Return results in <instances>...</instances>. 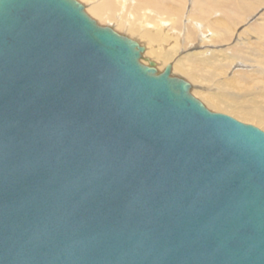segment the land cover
Returning <instances> with one entry per match:
<instances>
[{
	"label": "water",
	"instance_id": "water-1",
	"mask_svg": "<svg viewBox=\"0 0 264 264\" xmlns=\"http://www.w3.org/2000/svg\"><path fill=\"white\" fill-rule=\"evenodd\" d=\"M78 0H0V264H264V131Z\"/></svg>",
	"mask_w": 264,
	"mask_h": 264
},
{
	"label": "bare ground",
	"instance_id": "bare-ground-1",
	"mask_svg": "<svg viewBox=\"0 0 264 264\" xmlns=\"http://www.w3.org/2000/svg\"><path fill=\"white\" fill-rule=\"evenodd\" d=\"M94 1L95 3H93V0L90 2L89 0L87 1L93 4L89 5L88 3L89 6H87L86 8L87 11L86 13L92 15V17H94V20L99 25L109 26L116 32L125 35L132 40H135L140 46L143 47V50L140 53L139 62L143 65L153 66L154 68H156V73L162 72L167 65H171L170 73H169L170 76L183 78L184 75V77L186 76L190 80L192 78H190L189 75H193L194 73L191 71L192 74H190L187 71H190L191 68L195 72L197 71V68L200 69L204 64L205 65L209 63L215 64L214 62H221L222 60L233 61L231 65L232 67L235 65L236 68L230 70L232 74L233 73L236 74L235 73L236 71H241L240 73L246 72L245 69L242 68L240 69V67L246 64H244V62L242 61L243 58H241L240 54H238V51L240 52L242 49L238 48L237 46L244 45L247 42V40L239 41V42L234 41V43H232L231 37L233 36L231 37L229 36L230 23H232L233 19H235V17L237 16V14L234 11V6L236 5V3L225 5L226 3L224 4H221L220 2L211 3L209 0H200L195 5L196 8L195 11H192L191 9L192 7L188 9L189 11L187 12V15L185 17L186 18L185 21H187L186 23H183L182 26L179 24L181 26L179 28L178 23L175 27L176 23L174 22V24L172 23L171 27L168 28L169 23H167L168 22L167 20L171 19L172 16H177L178 12L180 14L183 12L181 6L175 9L174 6H171L173 4L170 5V1L163 2L162 0H133L135 3L133 4V6H131L130 4L132 3V0H94ZM112 1L115 3L112 4ZM258 2L262 3V0H258ZM137 3L140 4L137 5ZM124 8L126 9V11L123 12L122 9ZM217 11H219V15H218L219 18L216 17V19H212L215 18L212 16ZM255 11H257V9ZM113 16L117 17L115 21L113 20ZM140 16L143 18L142 20H144V22L141 20ZM254 17L255 16L251 14H245L242 20L243 21L242 24L245 23L248 24L249 23L248 20L253 19ZM139 19L141 20L140 21L141 25L144 26L145 24V27L147 26L146 28L143 27L144 28L143 31L138 30L139 27L138 28L136 26L134 27V24H136V22H138ZM174 19L175 18L171 19V21L173 22ZM197 21L202 22L205 28V30L199 32L198 37H197L198 34L197 29L194 26V24H196L197 26L200 25V23H198ZM193 22L195 23L193 24ZM252 25L253 26L251 27L245 25L243 29L241 27L242 30H239V32L241 31L246 33L252 31L257 35L264 32L263 21L256 22L255 24ZM237 32L238 31L236 30L233 34ZM252 32H249V34H251ZM209 35H211V37H209ZM254 36L256 37V35ZM237 38L235 39L237 40ZM243 39L244 37L242 38V40ZM190 49H192L191 52L189 51ZM185 50H188L190 53H186ZM182 51L183 52L185 51L186 55L183 54L180 55L179 53H181ZM207 52L213 54L212 56L215 55L217 56L215 57L202 56V54H205ZM199 55L202 57H199ZM220 56L221 58H218ZM189 66L191 68H189ZM216 67L223 69L222 63H220ZM192 80L194 81L195 79ZM233 82H235V80ZM189 92L192 95L193 94L199 95L200 98H202V101H204L212 109L216 108L219 105L215 99L208 98V97H212L215 94V93L213 94V91H208V90L202 91V89L199 91L196 88H193V86L192 87L190 86ZM243 116L245 118H249L250 114H246L243 112ZM257 120L260 126H264L263 116H260L259 119L257 118ZM262 128L263 127H261V129Z\"/></svg>",
	"mask_w": 264,
	"mask_h": 264
},
{
	"label": "rangeland",
	"instance_id": "rangeland-1",
	"mask_svg": "<svg viewBox=\"0 0 264 264\" xmlns=\"http://www.w3.org/2000/svg\"><path fill=\"white\" fill-rule=\"evenodd\" d=\"M78 1L83 4L85 12H87L86 11L87 6L95 3L94 0H93V3H89L92 0H89V2H87L88 0H83V1L78 0ZM162 1L163 2L170 1V5L173 4L171 6H174L175 9L179 8L180 6L183 9V12L181 14L178 12L177 16H172L171 19L175 18L173 20V22L171 21V19L167 20L168 21L167 23H169L168 28H170L172 23L174 24V22L176 23L175 27H176L177 23H178V25L180 24L181 26L183 25V23H186L187 21H185L186 20L185 17L187 15V12L189 11L188 9H190L192 7L191 8L192 11H195V9H196L195 5L200 0H162ZM209 1L211 3L212 2H220L221 4L226 3L225 5H229L231 3H233V4L236 3V5L234 6V11L237 14V16L235 17V19H233V22H232L233 24L230 23V32H229L230 35L229 34L228 35L230 37L233 36V37H231L232 43H234V41L239 42V41L247 40V42L244 45L237 46L238 48L242 49L240 52L238 51V54H240V57L243 58L242 61L244 62V64H246V65H243L242 67H240V69L241 68L245 69L246 72L240 73L241 71H236L235 72L236 74H234V73L232 74V72L230 70H232L233 68L234 69L236 68L235 65L233 67L231 65L233 61L222 60L221 62H214L215 64H213V63L212 64L209 63L207 65L204 64V65H202V67L200 69L197 68V71H195V72L189 66V68H191L190 71H187L189 69H187L186 71L189 72L190 74H192V72H193L194 74L189 75V76H190V78L195 79V80L194 81L192 79L189 80V78H187L186 76L184 77V75H183V78L188 80V82H190L191 87L193 86V88H196L199 91L202 89V91L208 90V91H213V94L215 93L212 97H208L210 99L211 98L215 99L216 102L219 104L216 108H213V109L211 107H209L204 101H202V98H200L199 95L193 94L196 98L197 97L199 98V99L198 98L197 99L200 100L202 102V104L208 110L229 115L232 118H234L240 122H243L246 124H251L253 126H257L260 129H261V127H263L261 130H264V126H260L258 124V120H257V118L259 119L260 116L264 117V32L257 35L256 33L249 31V32L254 33V34L251 33L253 36L251 34H249V32H246V33L241 32V31L239 32V30H242L243 27H245V25L246 26L248 25V27H251V26H253L252 24H255L256 22H259V21L264 22V6H262V5H264V4H262V3H264V1L262 0V3H259L258 0H209ZM88 3H89V5H88ZM113 3H115V2L112 1V4ZM130 4H131V6H133V4H135V3L132 0V3H130ZM138 4H140V3H137V5ZM174 4H176V5H174ZM256 9H257V11H255ZM122 10H123V12L126 11L125 8ZM184 11H185V14H184ZM250 12H252L253 14ZM245 14H251L255 17L253 19L248 20V22H249L248 24H246V23L242 24L243 23L242 20H243ZM88 15L90 17H92V15H90L89 13H88ZM218 15H219V11H217L216 13L213 14L212 17H215V18H212V19H216V17H218ZM92 18L94 19V17H92ZM116 19H117V17L113 16V20L115 21ZM142 19L143 18L141 17V20ZM141 20L139 19L138 22H136V24H134V27L135 26L137 28L139 27L138 30L143 31V29L146 28L147 26L145 27V24H144V26L141 25V23H140ZM142 21L144 22V20H142ZM188 22H189V20H188ZM197 22L200 23L199 26L194 24L195 22H193V24H194L195 28L197 29V32H198L197 37H198L199 32L202 30H205V28H204V24L202 22H200V21H197ZM138 23H140V24H138ZM180 25H179V28L181 27ZM194 26H191V27H194ZM241 27H242V29H241ZM232 30H234V31H232ZM236 30L238 32L233 34ZM254 35H256V37ZM209 37H211V35H209ZM243 37H244V39L242 40ZM235 38H237V40ZM185 51H186V53H190L192 51V49L189 50L190 52L188 50H185ZM185 51L184 52L182 51L179 54L180 55L181 54L186 55ZM212 55L213 54H210L209 52L202 54V56H207V57L217 56V55H215V56H212ZM202 56L199 55V57H202ZM240 57H239V59H240ZM218 58H221V56ZM218 63L219 64L222 63L223 69L216 67L217 65H219ZM228 68H230V69H228ZM234 80H235V82H233ZM231 83H233V84H231ZM202 87H204V88H202ZM243 112L246 114H250V117L245 118L243 116Z\"/></svg>",
	"mask_w": 264,
	"mask_h": 264
}]
</instances>
